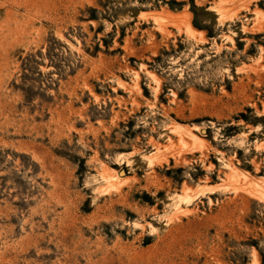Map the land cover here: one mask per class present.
Wrapping results in <instances>:
<instances>
[{
	"label": "rangeland",
	"instance_id": "1",
	"mask_svg": "<svg viewBox=\"0 0 264 264\" xmlns=\"http://www.w3.org/2000/svg\"><path fill=\"white\" fill-rule=\"evenodd\" d=\"M249 183L264 0H0V264H264Z\"/></svg>",
	"mask_w": 264,
	"mask_h": 264
},
{
	"label": "bare ground",
	"instance_id": "2",
	"mask_svg": "<svg viewBox=\"0 0 264 264\" xmlns=\"http://www.w3.org/2000/svg\"><path fill=\"white\" fill-rule=\"evenodd\" d=\"M187 28H189V30H191V28L188 26ZM191 137H193V141H197V140H199L200 141V139L196 136V135H194V134H189ZM194 143H198V142H194ZM232 170V169H231ZM237 176H238V174H237V171L236 170H232L231 172H230V177L232 178V179H237ZM116 177L117 178H120V179H122L121 178V176H120V174H119V172H117L116 173ZM124 179V178H123ZM249 192L252 194V195H254V196H256L257 198H259V199H261V200H264V190L262 189V187L261 186H259L258 184H254V183H249Z\"/></svg>",
	"mask_w": 264,
	"mask_h": 264
}]
</instances>
